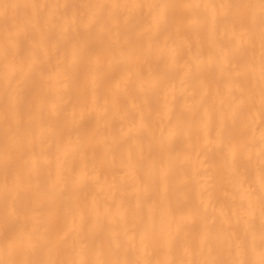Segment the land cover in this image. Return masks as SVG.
<instances>
[{"label":"bare ground","instance_id":"bare-ground-1","mask_svg":"<svg viewBox=\"0 0 264 264\" xmlns=\"http://www.w3.org/2000/svg\"><path fill=\"white\" fill-rule=\"evenodd\" d=\"M0 264H264V0H0Z\"/></svg>","mask_w":264,"mask_h":264}]
</instances>
